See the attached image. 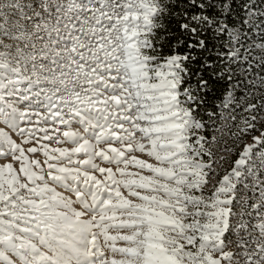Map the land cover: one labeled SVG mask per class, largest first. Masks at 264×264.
Segmentation results:
<instances>
[{
  "label": "snow or ice",
  "instance_id": "snow-or-ice-1",
  "mask_svg": "<svg viewBox=\"0 0 264 264\" xmlns=\"http://www.w3.org/2000/svg\"><path fill=\"white\" fill-rule=\"evenodd\" d=\"M253 46L264 0H0V264H264Z\"/></svg>",
  "mask_w": 264,
  "mask_h": 264
},
{
  "label": "rangeland",
  "instance_id": "rangeland-1",
  "mask_svg": "<svg viewBox=\"0 0 264 264\" xmlns=\"http://www.w3.org/2000/svg\"><path fill=\"white\" fill-rule=\"evenodd\" d=\"M255 35V34H253ZM257 42H259V40L257 39ZM6 43H9L8 41H6ZM249 43L251 44V38L249 39ZM254 47V46H253ZM254 54L259 57L264 55V49H257L254 47ZM258 93H261V95H258ZM252 98L249 99L247 101V103H254L256 102L257 99H261L264 100V85H262L259 89H254L252 90ZM243 115L247 116V113H243ZM261 115H264V113H262ZM228 123L227 121L221 122L220 123V127H224L225 124ZM236 124L239 125L240 128L244 127V125L240 122L239 118L237 119V121L235 122ZM253 123L255 124V128L249 130V133L247 135H244L243 137H241L240 139H235L232 138L231 133L232 132H237L238 133V128H232L230 130L224 131L222 133H217V139L220 141L219 144H214L212 146V151L215 155V159L217 161H219L220 157L223 156L224 159L221 163H217L215 164V170L219 173V176L222 177L225 172L230 171L234 161L238 158L240 152L243 149V146L245 144H252L254 143V141L252 140V136H259L261 131H264V118H260V116H258V119L256 121H253ZM0 130H4L6 132H9V135L12 136V139L16 140L17 142H19V139L16 137V135L14 133H12L5 125L0 124ZM211 136V134H210ZM209 136V137H210ZM227 147V148H231L233 151L231 153L223 151V149ZM255 151V150H254ZM135 155L138 156V158L140 159H144L148 162H153L150 158H148L146 155L140 154V153H135ZM5 163H13V167L14 168H18L19 165L18 163H14L11 158L8 159H0V167H2ZM132 170V169H130ZM219 178V177H218ZM125 195L126 192L124 193ZM132 199L133 202L135 201V198H129ZM110 234L115 235L116 233L114 232H110ZM120 234H128L125 232H121ZM101 245H102V250H104L106 252V256L109 259L115 258V259H119L120 257L118 255L116 256H112V254L106 250L103 249V240L101 238L100 240ZM117 246H124L123 242H118ZM235 250V249H232Z\"/></svg>",
  "mask_w": 264,
  "mask_h": 264
},
{
  "label": "trees",
  "instance_id": "trees-1",
  "mask_svg": "<svg viewBox=\"0 0 264 264\" xmlns=\"http://www.w3.org/2000/svg\"><path fill=\"white\" fill-rule=\"evenodd\" d=\"M211 132L206 133V135L210 136Z\"/></svg>",
  "mask_w": 264,
  "mask_h": 264
}]
</instances>
